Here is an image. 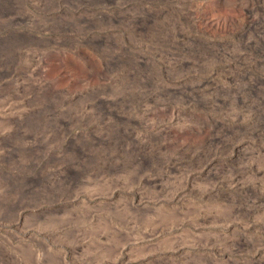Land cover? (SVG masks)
<instances>
[{
    "label": "rangeland",
    "instance_id": "1",
    "mask_svg": "<svg viewBox=\"0 0 264 264\" xmlns=\"http://www.w3.org/2000/svg\"><path fill=\"white\" fill-rule=\"evenodd\" d=\"M8 1L0 264H264V0Z\"/></svg>",
    "mask_w": 264,
    "mask_h": 264
},
{
    "label": "bare ground",
    "instance_id": "2",
    "mask_svg": "<svg viewBox=\"0 0 264 264\" xmlns=\"http://www.w3.org/2000/svg\"><path fill=\"white\" fill-rule=\"evenodd\" d=\"M8 6H9V1L8 0H0V12H6L8 10ZM9 40H11L12 44H18L19 43V36L18 35H10L5 40V42L8 44Z\"/></svg>",
    "mask_w": 264,
    "mask_h": 264
}]
</instances>
